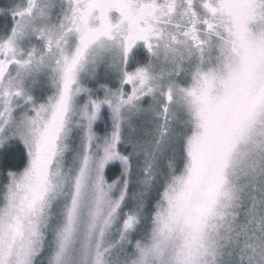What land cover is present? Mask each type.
<instances>
[{
  "label": "snow or ice",
  "instance_id": "1",
  "mask_svg": "<svg viewBox=\"0 0 264 264\" xmlns=\"http://www.w3.org/2000/svg\"><path fill=\"white\" fill-rule=\"evenodd\" d=\"M0 264H264V0H0Z\"/></svg>",
  "mask_w": 264,
  "mask_h": 264
}]
</instances>
